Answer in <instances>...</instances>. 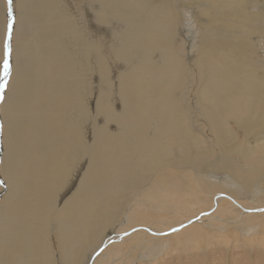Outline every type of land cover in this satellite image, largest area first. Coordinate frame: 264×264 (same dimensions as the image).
Here are the masks:
<instances>
[{
    "label": "bare ground",
    "instance_id": "obj_1",
    "mask_svg": "<svg viewBox=\"0 0 264 264\" xmlns=\"http://www.w3.org/2000/svg\"><path fill=\"white\" fill-rule=\"evenodd\" d=\"M205 1L191 100L169 0H13L12 75L0 104V264H95L119 230L136 225L144 232L103 254L140 246L155 258L127 264H169L172 252L231 243L261 249L249 257L242 248L231 264H264V63L243 37L258 32L264 9ZM6 13L0 0V58ZM232 26L242 29L235 41L224 31ZM196 117L209 138L193 129ZM212 207L220 225L208 218L157 238L173 228L154 227L179 229ZM218 255L211 264H223ZM196 256L187 264H199Z\"/></svg>",
    "mask_w": 264,
    "mask_h": 264
},
{
    "label": "rangeland",
    "instance_id": "obj_2",
    "mask_svg": "<svg viewBox=\"0 0 264 264\" xmlns=\"http://www.w3.org/2000/svg\"><path fill=\"white\" fill-rule=\"evenodd\" d=\"M169 1L174 5V7H176L175 8V12L177 10L176 15H178V17L180 18V26H179L180 27V29H179L180 30L179 31L180 34L178 33L177 39L179 38V42L178 43L182 42L184 44V48H183L184 49V53H183L182 56H183L184 61L189 66V68H190V70L192 72V76L189 73H187V74H189V76H188V82H187L186 87H185L186 89L184 88V89H182V91L184 92L183 94L187 93V97L189 96L190 97L189 99L192 100V96H194V97L196 96L195 95L196 94V88H197V85H198V82H199V74L197 73V65H196L195 62L199 58V54H200V52L203 49V46H202L203 44H202V39H201V31H202L201 30V27H202L203 24H202V22L200 20L201 14H200V11H199L198 7H199V4H202V3L204 4L207 1H205V0H173V1L172 0H169ZM252 1L254 3L253 2H250L251 5L248 6V13H251V15L252 14H257L258 15V13L261 12L264 9V0H252ZM185 2H186V4H184ZM71 4L75 8V3L74 4L71 3ZM254 6H256V7H254ZM258 7H259V9H257ZM70 9H72V6H70ZM180 9H182V10H180ZM251 10H253V11L255 10V12H253ZM192 15H194V16H192ZM187 17H188V19H187ZM202 18L205 19V20H210L208 14H206V16H202ZM182 20H183V22H182ZM185 21H186L187 24L185 23ZM260 22H262L260 25L257 22L254 23L256 27H259L258 32L257 31L256 32L250 31V32H248L247 34H245L243 36V37H245V39L248 42L249 47L252 49V51L254 49V51H253L254 52V56H252V57H255L256 58V61H258V63L260 62L259 64H261V62L264 63V20L263 21H260ZM236 27L237 26H232V27H228L226 30H224L227 33V31L230 29V31L228 32V34H231L232 35V36L231 35L230 36L228 35V38L230 40L235 41V40H238L239 39V38H237L238 37L237 36V33H238L239 30H242V29H237ZM218 32L221 33V34H226V33L220 32V31H218ZM233 33H235L236 36ZM184 39H185V41H184ZM253 62H254V60L251 63H253ZM110 67L112 68V71H116V69H115V63L112 62L111 65H110ZM111 68H109V69L111 70ZM260 69L259 70L261 71L262 75L264 76V67H261ZM112 71H110V73ZM110 73H109L110 78H112L114 75H116L115 72L112 73V75L115 73L113 76L110 75ZM94 79H95V82H97V79L98 78H97L96 74L94 75ZM96 95H97V93L96 92H93V94L91 96V102H93V99H94V97H96ZM191 100H188V104H187V102H185L184 103L185 106H189V103H192ZM111 102L113 103V105L116 108L118 107V104H117L116 100H114L113 98H111ZM1 103L2 102H0V104ZM196 120H197V123H195V125H193V129L198 130L200 133L203 132L202 134H205L206 135V136H203V137H206V138L208 137L209 138V134H208V132L206 130V127L204 125V122L199 117H196ZM97 121L101 123V118H98ZM199 125H200V128L202 126L205 130L203 128L202 129H199ZM2 126L3 125L0 126V131L1 132H2ZM200 137H202V136H200ZM2 150L3 149H2V147L0 145V158H1ZM84 163H85L84 161L81 162L82 165L80 164V167L78 168V170H77V172L75 174L76 176H75L74 180L75 179H78L79 178V175L81 174V172H83ZM1 184H2V177L0 175V190H1V193H0V202H1L2 196L5 194V191L3 190L4 188L2 187ZM69 184H67L66 190H62L60 192V197H59L60 203L63 202L65 200V198L68 196L67 187H68ZM219 198L222 199L224 197L221 195L217 199H219ZM242 208L245 209L246 207H242ZM255 208L258 209L260 207H258V206L255 205ZM215 210H216V208L212 207L208 211L204 212L201 215V217H199V218L197 217L196 218V219H198L197 221L194 220V222L193 221L190 222L191 224L188 223V224L182 225L181 227H179V230H180V228L183 229V228H185L187 226L196 225L199 222H207L208 218H209L210 223L213 222V220H216V221L219 222V225H220V221H221L222 217L216 216V215L214 216L213 213L215 212ZM127 211H128V209L125 210V212L123 213V216L119 219V222L115 223L114 226H116L117 229L124 227V223L123 222H125V220H126V217H127L126 216V212ZM212 216H214V217H212ZM228 221H230V220H228ZM223 223L224 222H222V224ZM143 226H145V225H143ZM174 227H176V226H169V227H167V226H157V227H154V228H158V229H172ZM133 229H136V231H133ZM149 230H151V229H149ZM118 232H122L121 234H118L119 235L118 236L119 239L118 238H115V241L114 242L112 241L111 244L109 243V245L107 247L103 248L104 251L107 248H109L112 244L119 243V242H123L126 239H130L131 236L134 235V233H137V232L143 233L144 231H143V229H142V227L140 225H136V226H133L131 229L126 230L124 232H123V230H119ZM176 232H178V231H176ZM125 233H129V235H125ZM160 233H165V232H159V235L157 236V238H165L163 236H169V235L173 234L174 232H170L169 235H161ZM122 237H123V239H122ZM54 241H55L54 240V237H52L51 240H50V243L51 244L52 243L54 244L55 243ZM107 241L108 240H106V242ZM133 241L136 243L137 240H133ZM215 244H216V246H215ZM215 244H212V245L207 244V245L198 247L197 248V251H192L191 255H188L187 257H186V254H182L181 252H174V253L172 252L171 254L166 255L165 258L166 259L167 258L169 259V261H170L169 264H179L180 262H181L180 264H187V260L189 262V260L192 259L193 256H196L195 253H198L197 255H199V256H196L197 258L196 257L195 258L199 261V264H209L213 260H214V262L217 263V261H218V259L220 257L218 254L221 253V254H223V261H224L223 264H231V262L234 260L233 258H235V259L238 258L240 256V253L239 252L243 251V249H244V253L246 251L247 254L250 253L253 250L255 251V252L253 251L254 253H256V252L257 253H260V250H261L260 248L253 249L251 246L250 247H248V246L242 247L241 246L240 247L241 250L239 248L234 250L232 244L229 243V245L226 246L223 251H219V248H221V245H219L217 243H215ZM126 245H128V243ZM123 247H121L120 250H117L114 253L109 254V255L103 254L104 251L103 252L97 251L100 256L97 255V252H96L94 254L92 260L96 256H99L96 259L95 264H127L129 262V260H131V258H133V257L140 259L142 262L152 261L155 258V254L154 255H150V256H148L146 254L143 255V252L145 250L144 247L141 248L140 246H137V247H134L133 249H131L130 251H126V252H123L122 251ZM246 247H248V250H246L247 249ZM206 249H208V250H206ZM258 250H259V252H258ZM262 251H264V250H262ZM253 252H251L252 254L251 253L250 254L253 255L254 254ZM262 253H264V252H262ZM210 254H211V257H209ZM250 254H248V255H250ZM251 255L249 257H251ZM171 257H173V259ZM199 257H200V259H198ZM214 258L216 259V261H215ZM175 259H177V260H175ZM230 260H232V261H230ZM211 263H213V262H211ZM87 264H93V261H92V263L89 262ZM131 264H137V262H133Z\"/></svg>",
    "mask_w": 264,
    "mask_h": 264
},
{
    "label": "snow or ice",
    "instance_id": "obj_3",
    "mask_svg": "<svg viewBox=\"0 0 264 264\" xmlns=\"http://www.w3.org/2000/svg\"><path fill=\"white\" fill-rule=\"evenodd\" d=\"M13 0H5V4L7 7L6 13V23L3 32V51H2V58H0V102L4 100V93L7 87L9 86L10 78L12 75V40H13V30H14V17L12 11ZM259 211L264 212V209H260ZM136 231V229H133ZM172 232L179 231V229L173 228ZM157 233H153L156 235ZM161 235H169L170 233H160ZM125 235H129V233H125ZM101 252L104 249L100 250ZM99 255V253H97Z\"/></svg>",
    "mask_w": 264,
    "mask_h": 264
}]
</instances>
